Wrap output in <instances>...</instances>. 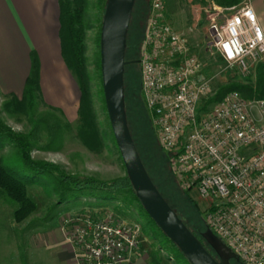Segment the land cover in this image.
<instances>
[{"label":"built area","instance_id":"2783aa9c","mask_svg":"<svg viewBox=\"0 0 264 264\" xmlns=\"http://www.w3.org/2000/svg\"><path fill=\"white\" fill-rule=\"evenodd\" d=\"M211 29L217 56L249 77L264 57V30L251 4L242 1L222 23L212 17ZM139 62L141 91L177 182L205 199L207 226L241 261L264 264V96L234 89L207 103L213 77L169 19L166 0L152 1ZM63 221L78 264H120L141 242V225L110 208Z\"/></svg>","mask_w":264,"mask_h":264},{"label":"rangeland","instance_id":"374dc122","mask_svg":"<svg viewBox=\"0 0 264 264\" xmlns=\"http://www.w3.org/2000/svg\"><path fill=\"white\" fill-rule=\"evenodd\" d=\"M142 1L148 2V11L150 13L153 0ZM239 3L220 4L216 0H174V6L170 7L166 2L167 13L171 22L179 31L189 37L194 51L207 63V72L213 77L212 86L214 90L220 84L231 80L249 81L252 83L256 81V69L249 77H244L239 68L228 65L222 57L217 56L211 46V18L215 17L219 23H222L232 11V8L236 7ZM98 14L97 0H89L87 18L90 26L86 33V55L92 92V107L94 110V116L91 119L90 125H82L78 120L79 114L68 116L62 108L44 100L41 93L36 97L33 104L23 107L16 102L14 94L3 93L0 90V116L6 123L12 125L14 129L28 135L32 141V154L35 158L57 162L67 172L92 175L101 179H111L124 175L126 167L118 145L111 138L112 127L106 103H104L101 93V66L99 67L98 65V52L100 50L98 34L101 22L97 18ZM148 17L149 14L143 22L145 27ZM139 19L138 8H136L134 14L135 27L133 26L131 30L133 33H135L136 28L139 30ZM141 44L142 40L140 49ZM138 54L141 56V50ZM262 60L264 61V59ZM137 65L139 66V64ZM137 65L136 72L138 71ZM133 67L129 68L131 78H134ZM131 81L133 82V79ZM130 83L128 82L127 85H130ZM141 97L144 104L141 126L147 135L154 140L155 148L158 151H154L150 147V144L142 137L139 113L137 111L138 106L132 102L133 99L131 97L127 100L126 104V110L128 109V114L130 115L128 122L129 120L131 122V126L130 123L129 126L146 168L158 179L162 175L166 181L164 164L172 170L171 164L169 158L165 157L164 150L153 131L150 110L146 105L142 92ZM196 111L199 117L205 113L200 101L197 104ZM13 153L14 148L11 146H0V159H7ZM173 178L177 182L175 176ZM167 181L169 182V180ZM27 186L29 193L36 202V208L21 220L19 224H16L19 231L23 232L28 228L31 231L32 227L46 225L63 212V210L74 208L75 206L84 205L78 208V211L81 212L97 209L106 213L110 208L117 211L122 217L132 222H138L141 225V242L139 246L142 245L144 247L146 260L151 264H174L173 260L168 259L166 251L160 247L158 240L152 235H148L147 231H144L145 220L140 215L137 207L127 200L113 198L107 202L99 203L97 206H92L86 203L89 201L97 202V198L95 197L86 195L74 198L65 203L62 211L56 213L55 216L46 221L44 216L49 207L57 201V196L41 183L28 182ZM189 195L197 201L200 208L199 216L205 222V199L198 194H196L197 198L191 194ZM0 203L6 207L5 216L2 213L0 215V253L4 261L7 259L6 248L4 247V222L6 221V217L9 216L12 218V223H14V209L17 204L2 194H0ZM69 215L74 214L65 213L64 217ZM64 229L67 230V227H64ZM18 235H21V233H18ZM8 239L13 253L23 247L24 237L18 236L16 240L11 237ZM231 261V264H241L235 257Z\"/></svg>","mask_w":264,"mask_h":264},{"label":"trees","instance_id":"16d2710c","mask_svg":"<svg viewBox=\"0 0 264 264\" xmlns=\"http://www.w3.org/2000/svg\"><path fill=\"white\" fill-rule=\"evenodd\" d=\"M216 1L220 4H234L244 0ZM166 2L170 7L174 6V0H166ZM97 4L99 8L97 18L100 20L102 25L106 0H97ZM60 7V34L62 40V50L68 66L78 80L81 92L78 108V120L82 125L89 126L91 119L94 116L90 75L87 70L86 55V33L90 26L87 18L89 0H60ZM136 8H138L140 18L138 20L139 30L136 28L135 33H133L131 30L133 26L135 27L134 14ZM148 10V2L146 3L142 0H136L127 37L126 59H128V62L125 65L124 73L125 101L127 104V100L131 97V99H133L132 102L138 106L137 111L139 113V123L142 137L150 144V147L154 151H158V149L155 148L154 140L147 135L141 126L144 104L141 97L140 62L137 59H140V54L138 53L141 50L140 43L145 29L143 22L149 14ZM101 25L98 34L99 47ZM98 55V65L100 67V50ZM32 61V70L27 78L22 97L14 94L16 102L23 107L33 104L36 97L41 93L39 59L35 52L32 53ZM137 64H139V66ZM136 65L138 66L137 72ZM132 66H134V78H131L129 70ZM132 79L133 82L131 81ZM100 80L101 93L105 103L101 71ZM128 82H131L130 85H127ZM234 89L240 90L246 97L264 96V61H260L256 67L255 83L239 80H231L226 83H222L215 90V93L207 100V103L219 100L225 95V93ZM127 115L130 117L128 109ZM129 123L131 126L130 120ZM153 131L155 133L154 128ZM111 138L117 145L112 130ZM6 145L14 148V153L7 159H0V194L5 197H9L16 202L17 205L14 209V216L17 221L23 220L36 208V202L28 191V182L41 183L42 185L47 186V188H49V190L57 196V201L49 207L44 216L46 221L50 220L56 213L62 211L65 203L74 198L86 195L95 197L97 198V202H87L92 205L95 204L96 206L99 205V203L107 202L113 198H119L127 200L129 203H132L137 207L140 215L145 220L143 226L144 231H147L148 235L150 234L158 240L160 247L166 251L168 259L173 260L174 264H192L182 249L147 213L134 190L127 172L124 175L111 179H101L92 175L67 172L57 162L35 158L32 154V141L29 139L28 135L22 131L14 129L12 125L6 123L0 116V146L4 147ZM164 153L165 157H168L165 151ZM163 160L165 161V159ZM164 166L166 171L165 176L169 182L167 180L165 181L162 175L159 177L160 179H158L151 174L149 170L148 172L165 198L179 213L180 217L185 221L189 228L202 240L213 255L219 258L201 234L202 231L206 229L207 224L202 221L199 216L200 208L197 201L191 197L178 182L175 181L173 178V170H170L165 164ZM147 229L151 231H148Z\"/></svg>","mask_w":264,"mask_h":264},{"label":"crops","instance_id":"0c3cea01","mask_svg":"<svg viewBox=\"0 0 264 264\" xmlns=\"http://www.w3.org/2000/svg\"><path fill=\"white\" fill-rule=\"evenodd\" d=\"M244 1L251 4L264 30V0ZM60 29V0H0V90L22 96L35 52L44 100L62 108L68 116H76L81 92L64 57ZM79 207L64 210L46 225L32 227L31 231L29 228L19 231L16 224L21 221L15 218L12 223V218L6 217L4 247L7 259L4 262L0 253V264H78L76 249L68 239L63 219L65 213L74 214ZM1 213L5 216L6 207L2 203ZM18 236L24 237L23 247L13 253L8 238L16 240ZM120 264L151 263L146 260L141 245L130 250Z\"/></svg>","mask_w":264,"mask_h":264},{"label":"water","instance_id":"95a60500","mask_svg":"<svg viewBox=\"0 0 264 264\" xmlns=\"http://www.w3.org/2000/svg\"><path fill=\"white\" fill-rule=\"evenodd\" d=\"M136 0H106L101 33L100 64L107 113L126 172L147 213L182 249L192 264H231L241 261L207 226L202 235L219 255L217 258L189 228L160 191L146 168L133 138L126 110L124 73L127 37ZM139 60V59H137Z\"/></svg>","mask_w":264,"mask_h":264},{"label":"flooded vegetation","instance_id":"af4514ba","mask_svg":"<svg viewBox=\"0 0 264 264\" xmlns=\"http://www.w3.org/2000/svg\"><path fill=\"white\" fill-rule=\"evenodd\" d=\"M202 234V233H201ZM203 236V235H202ZM204 237V236H203ZM205 238V237H204ZM205 240L207 241V239L205 238ZM207 243L210 245V247L216 252V250L212 247V245L207 241ZM217 256L219 257L218 253L216 252Z\"/></svg>","mask_w":264,"mask_h":264}]
</instances>
